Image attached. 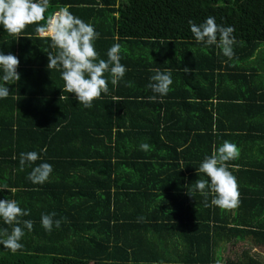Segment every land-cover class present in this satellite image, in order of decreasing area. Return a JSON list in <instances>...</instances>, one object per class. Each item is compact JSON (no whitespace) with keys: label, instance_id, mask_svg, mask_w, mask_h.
<instances>
[{"label":"trees","instance_id":"trees-1","mask_svg":"<svg viewBox=\"0 0 264 264\" xmlns=\"http://www.w3.org/2000/svg\"><path fill=\"white\" fill-rule=\"evenodd\" d=\"M63 7L100 33L98 59L119 43L127 71L84 109L75 94L63 93L60 71L47 68L48 52L57 50L37 36L36 25L18 37L0 27V49L10 46L20 68L17 98L11 90L0 99V199L16 200L30 213L21 219L33 222L21 250L0 246V264H264L249 250L224 256L240 241L264 248V122L257 120L264 114V0H50L39 23ZM209 16L234 28L231 59L194 40L189 21ZM156 68L173 79L163 102L147 100ZM225 140L239 151L226 162L239 190V205L230 210L211 205L214 194L194 190L206 179L197 173L200 162ZM183 142L181 157L173 156ZM42 148L36 163H50L53 172L33 185L19 156ZM114 158L132 160L138 183L159 173L181 192L188 183L187 193L155 199L136 183L139 191L120 200V191L112 193ZM65 163L67 170L60 168ZM51 213L61 224L46 232L40 218ZM3 229L11 226L0 221Z\"/></svg>","mask_w":264,"mask_h":264},{"label":"clouds","instance_id":"clouds-1","mask_svg":"<svg viewBox=\"0 0 264 264\" xmlns=\"http://www.w3.org/2000/svg\"><path fill=\"white\" fill-rule=\"evenodd\" d=\"M50 7V0H0V27L13 36H20L28 25H36L35 33L40 38H49L51 47L56 49V54L48 52L47 68L60 71L63 80V93L75 94L78 105L84 109L93 107V101L101 95L109 93V83L113 89L123 80L127 71L121 63L120 44L114 43L106 52L107 59H98L95 50V41L99 38L91 23L85 22L75 16L68 8H60L51 15L45 24L39 22L45 19V12ZM189 30L198 44L207 47L215 46L220 53L231 59L234 55L233 45L235 31L232 26H220L212 16L207 17L202 23L196 24L189 21ZM19 60L13 54L0 51V99L9 96V87L20 80L17 71ZM149 77L147 88L152 95L147 97L149 102H163L168 95L173 79L170 71H161L156 68ZM107 74V75H105ZM126 86H132L130 82ZM63 98V95L60 99ZM140 150L147 151L149 144L141 143ZM46 148L37 151L22 152L19 156V169L30 167L27 179L33 185H42L53 172L52 165L42 161V154ZM239 156L237 145L225 140L218 147H214L211 155H206L196 169L198 175L204 178L195 181L194 190L205 198L214 194L211 205L222 210L235 209L239 205V190L236 177L228 170L226 162ZM15 159V157H13ZM14 193L15 189H8ZM29 210L22 208L16 200L0 199V221L11 226V231L0 230V246L15 254L23 248L22 238L25 230H33V222L21 219L28 216ZM55 213L42 214L41 227L46 232H51L53 227H60L59 219L53 220Z\"/></svg>","mask_w":264,"mask_h":264},{"label":"crops","instance_id":"crops-1","mask_svg":"<svg viewBox=\"0 0 264 264\" xmlns=\"http://www.w3.org/2000/svg\"><path fill=\"white\" fill-rule=\"evenodd\" d=\"M4 43H7V42L4 41ZM0 51H4L5 54H9V53L12 54V52H13L12 50L10 51V46H8V45H6L4 47H1ZM14 52L17 53V51H14ZM17 71L20 74L19 66L17 68ZM147 77H149V76H147ZM17 82H15V87H11V85H8L9 91L13 90L12 92H15V94H14L15 98H17V91L20 89V88L17 87V84H18ZM24 86L25 85L22 84L21 88L23 89ZM4 104L7 105V103H5V102H4ZM257 120L261 121V122H264V114L258 116ZM187 146H188V143H184L183 142V144L181 146L179 145L176 148L177 152L172 151L173 156L179 154L180 157H181V154L183 153V152H181L182 149L185 150ZM247 146H250V145H247ZM151 147H154V144ZM149 149H152V148H149ZM163 149H167V148L164 147ZM100 151L104 152L103 149H100V150L98 149V153ZM146 152H150V150H147ZM151 152H153L152 154H156L157 153L155 148H153V150ZM66 154L68 155V153H66ZM180 159H182V158H180ZM253 161L254 160H252L251 162H253ZM194 162H196V161H194ZM159 165H160V163H159ZM69 166H70V164L65 163V164H63V167L60 165V168H63L64 170H67V168ZM112 166L114 168L113 169L114 172L112 173V178L114 180L113 181L112 193H113V196H114V195H116L117 191H120L121 192L120 195H119L120 196V200L122 198V194L125 193V192H131L132 193V192L139 191L138 188L134 185L136 183L138 185L140 184L139 186H142L144 184V188L146 189L144 191H147L149 193V195H151V197H153L155 199L157 197L165 198L167 195H170L171 193H175V194L176 193H183V194L187 193V191L185 190V187H187L188 183H185L184 185H182V189H181L182 192H181L179 190L173 189L174 187L171 185V183H163L164 175H162V176L157 175L159 173H157L155 175L153 174V176H154V180L153 181L150 179L151 175L148 174L149 178L145 180L146 183H138L137 176L135 175L134 172H132L133 168H132V160L131 159L126 160L124 158H120V160H119V158H114V160L112 161ZM160 169L161 170H159V171L162 173L163 169L161 168V166H160ZM156 175H157V177H156ZM116 184L117 185H121V186H116ZM183 186H185V187L183 188ZM125 190H128V191H125ZM120 200H118L117 203L121 205V201ZM123 212L127 213L125 207H120V213H123ZM240 242H242V241H240ZM243 243H248V241L247 242H243ZM248 244L250 245V243H248ZM252 248H254V247H252Z\"/></svg>","mask_w":264,"mask_h":264},{"label":"rangeland","instance_id":"rangeland-1","mask_svg":"<svg viewBox=\"0 0 264 264\" xmlns=\"http://www.w3.org/2000/svg\"><path fill=\"white\" fill-rule=\"evenodd\" d=\"M243 250H249L253 256H256L264 262V248H252L248 243L243 242L227 245L226 250L224 251V256L226 258L236 259L242 254Z\"/></svg>","mask_w":264,"mask_h":264},{"label":"built area","instance_id":"built-area-1","mask_svg":"<svg viewBox=\"0 0 264 264\" xmlns=\"http://www.w3.org/2000/svg\"><path fill=\"white\" fill-rule=\"evenodd\" d=\"M58 10H56L53 14H55Z\"/></svg>","mask_w":264,"mask_h":264}]
</instances>
